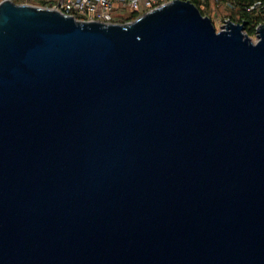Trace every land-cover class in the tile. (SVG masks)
I'll return each instance as SVG.
<instances>
[{"label":"water","instance_id":"water-1","mask_svg":"<svg viewBox=\"0 0 264 264\" xmlns=\"http://www.w3.org/2000/svg\"><path fill=\"white\" fill-rule=\"evenodd\" d=\"M189 0L127 24L0 4V264H264V25Z\"/></svg>","mask_w":264,"mask_h":264},{"label":"built area","instance_id":"built-area-1","mask_svg":"<svg viewBox=\"0 0 264 264\" xmlns=\"http://www.w3.org/2000/svg\"><path fill=\"white\" fill-rule=\"evenodd\" d=\"M5 1V0H3ZM1 1L0 4L3 2ZM14 2L13 0H10ZM17 5L48 9L72 16L82 22H101L104 24H127L160 8L172 0H16ZM191 1V0H189ZM202 8L207 0H197ZM224 8L232 5L223 2ZM259 5V4H257ZM254 8V7H253ZM252 8V9H253ZM130 12L136 19L133 21L116 18V14ZM228 21H230L228 19ZM226 21V23L228 22Z\"/></svg>","mask_w":264,"mask_h":264},{"label":"trees","instance_id":"trees-1","mask_svg":"<svg viewBox=\"0 0 264 264\" xmlns=\"http://www.w3.org/2000/svg\"><path fill=\"white\" fill-rule=\"evenodd\" d=\"M13 1L15 4L18 3L16 0ZM191 2L204 16H208L209 18L214 6H219L223 2L229 3L232 5V9H230L232 13L228 14V19L235 23L244 24V32L250 38L256 36L257 29L261 25H264V0H207L203 5L204 8H202L200 2L197 0H191ZM135 19L136 17L132 16L129 21Z\"/></svg>","mask_w":264,"mask_h":264},{"label":"rangeland","instance_id":"rangeland-1","mask_svg":"<svg viewBox=\"0 0 264 264\" xmlns=\"http://www.w3.org/2000/svg\"><path fill=\"white\" fill-rule=\"evenodd\" d=\"M3 0H0V2ZM232 12L228 8H224L223 5H217L213 7V11L211 13L210 19L213 21V24L216 28V31H222L224 26L226 25V21H228V14L230 15ZM116 18H123L128 20L132 17L130 12H124L123 14L119 13L115 15ZM253 43L257 42V35L251 37Z\"/></svg>","mask_w":264,"mask_h":264}]
</instances>
